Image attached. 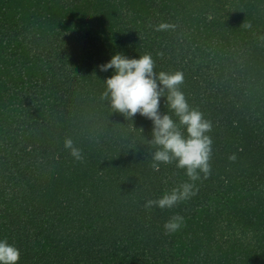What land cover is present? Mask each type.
Segmentation results:
<instances>
[{"label": "trees", "instance_id": "16d2710c", "mask_svg": "<svg viewBox=\"0 0 264 264\" xmlns=\"http://www.w3.org/2000/svg\"><path fill=\"white\" fill-rule=\"evenodd\" d=\"M117 52L183 72L212 122L207 175L153 169L152 121L103 96ZM0 238L15 264H264V0H0Z\"/></svg>", "mask_w": 264, "mask_h": 264}, {"label": "clouds", "instance_id": "9594fccd", "mask_svg": "<svg viewBox=\"0 0 264 264\" xmlns=\"http://www.w3.org/2000/svg\"><path fill=\"white\" fill-rule=\"evenodd\" d=\"M167 22L156 26L157 31L173 28ZM251 27V25H248ZM100 71L113 74L106 78V90L103 94L113 112L122 114L126 120L133 121L137 113L152 121V139L150 145L155 149L151 152L152 167L159 171L161 163L176 161V166L186 170L191 181L200 178V173L207 175L210 171L212 154V138L208 133L212 122L203 113L189 105L180 85L184 81L181 71L156 73L154 60L150 54L129 58L117 52L104 64L99 65ZM165 98L168 108L172 110L178 122L167 112L161 113V98ZM186 130V135L181 131ZM64 147L76 160H82V150L71 138H66ZM194 184L184 183L171 192H166L157 200H149L146 207L153 205L170 208L178 201L194 194ZM182 217H173L166 221L164 228L173 233L181 227ZM19 259V249L6 238H0V264H15Z\"/></svg>", "mask_w": 264, "mask_h": 264}]
</instances>
